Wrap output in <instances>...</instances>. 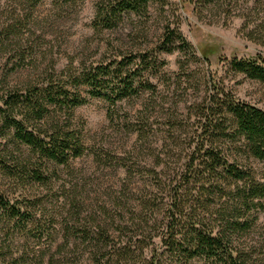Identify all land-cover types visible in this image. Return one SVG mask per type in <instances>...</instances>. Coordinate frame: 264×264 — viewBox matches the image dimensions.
<instances>
[{
    "label": "trees",
    "instance_id": "trees-1",
    "mask_svg": "<svg viewBox=\"0 0 264 264\" xmlns=\"http://www.w3.org/2000/svg\"><path fill=\"white\" fill-rule=\"evenodd\" d=\"M26 1L35 7L42 0ZM188 1L196 9L219 3ZM150 2L101 0L93 25L114 28L125 14L146 12ZM249 2L251 9L264 7V0H220V6L241 9ZM251 9L238 18L248 39L263 43L264 11L260 16L262 10L255 15ZM163 37L165 51L193 49L177 28L167 26ZM157 63L147 52H131L63 77H30L21 86L0 81V170L46 183L49 164L66 167L86 152L84 126L75 115L88 101L81 88L109 103L113 122L118 103L153 93L156 86L147 73ZM230 65L264 83V57L233 58ZM208 83L210 94L193 106L197 127L184 162L173 165L165 159L167 145L150 153L154 130L148 116L141 115L147 108L125 119L136 141L128 160L118 165L124 169L123 182L102 204L93 225L72 227L78 232L72 247L81 252L65 251L66 239L64 253L47 258L40 252L34 255L36 264H264V239L253 242L249 234L259 215L264 218V110L237 98L223 82L211 78ZM34 207L31 200L11 199L0 190V264H23L24 245L50 237L51 226L40 223Z\"/></svg>",
    "mask_w": 264,
    "mask_h": 264
},
{
    "label": "rangeland",
    "instance_id": "rangeland-1",
    "mask_svg": "<svg viewBox=\"0 0 264 264\" xmlns=\"http://www.w3.org/2000/svg\"><path fill=\"white\" fill-rule=\"evenodd\" d=\"M100 1L42 0L33 7L26 0H0V81L21 86L30 77H63L67 71L131 52H147L158 62L147 73L156 86L153 93L146 91L118 103L113 122L108 118L109 103L90 98L81 88L88 101L75 115L84 126L86 152L66 167L49 164L51 177L46 183L0 170V190L11 199L31 200L36 218L51 226L47 239L32 238L26 245L19 242L21 249L24 245L23 264H36L34 255L40 252L47 258L59 250L64 253L66 239L70 243L65 251L70 247L79 255L80 248L72 247L78 238L74 228L93 225L102 204L123 182L124 169L118 165L128 160L136 141V135L126 130L125 119L147 108L141 115L148 116L154 130L150 153L158 154L167 145L165 159L174 165L184 162L190 150L198 120L193 106L210 94L211 78L219 85L223 82L237 98L264 110V83L236 73L230 65L233 58L264 57V39L263 43L248 39L238 18L249 13L252 2L247 4L248 11L246 4L243 9H230L220 6V0L204 9H196L188 0H151L146 12L125 14L116 27L96 29L93 21ZM257 10H262L261 16L264 7L251 9L253 14ZM167 26L177 28L193 49L163 50ZM144 158L153 166L152 156ZM249 234L253 242L264 239L262 214Z\"/></svg>",
    "mask_w": 264,
    "mask_h": 264
}]
</instances>
